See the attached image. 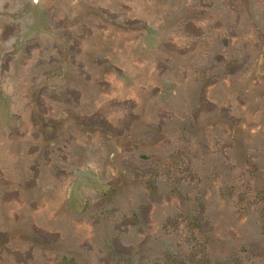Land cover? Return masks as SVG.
Listing matches in <instances>:
<instances>
[{
	"label": "rangeland",
	"instance_id": "rangeland-1",
	"mask_svg": "<svg viewBox=\"0 0 264 264\" xmlns=\"http://www.w3.org/2000/svg\"><path fill=\"white\" fill-rule=\"evenodd\" d=\"M0 264H264V0H0Z\"/></svg>",
	"mask_w": 264,
	"mask_h": 264
}]
</instances>
